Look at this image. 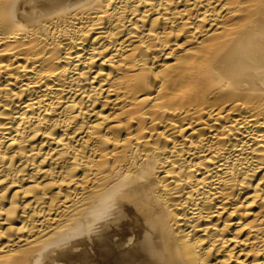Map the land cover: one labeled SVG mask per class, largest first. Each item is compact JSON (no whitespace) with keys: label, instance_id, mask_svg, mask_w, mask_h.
<instances>
[{"label":"bare ground","instance_id":"1","mask_svg":"<svg viewBox=\"0 0 264 264\" xmlns=\"http://www.w3.org/2000/svg\"><path fill=\"white\" fill-rule=\"evenodd\" d=\"M0 264H264V0H0Z\"/></svg>","mask_w":264,"mask_h":264}]
</instances>
